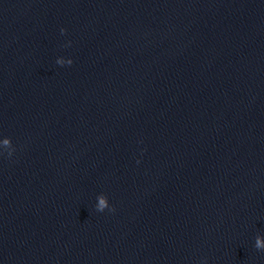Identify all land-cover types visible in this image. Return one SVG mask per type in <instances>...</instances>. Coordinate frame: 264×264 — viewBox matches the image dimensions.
I'll return each mask as SVG.
<instances>
[{
    "label": "water",
    "instance_id": "obj_1",
    "mask_svg": "<svg viewBox=\"0 0 264 264\" xmlns=\"http://www.w3.org/2000/svg\"><path fill=\"white\" fill-rule=\"evenodd\" d=\"M257 236L264 0H0V264H264Z\"/></svg>",
    "mask_w": 264,
    "mask_h": 264
},
{
    "label": "clouds",
    "instance_id": "obj_2",
    "mask_svg": "<svg viewBox=\"0 0 264 264\" xmlns=\"http://www.w3.org/2000/svg\"><path fill=\"white\" fill-rule=\"evenodd\" d=\"M61 31H65L64 29H61ZM72 62L70 61L69 64H71ZM106 206V203L104 200H101L100 202V210L102 211ZM255 247L257 249H261V250H264V239H262L260 236H257L256 237V240H255Z\"/></svg>",
    "mask_w": 264,
    "mask_h": 264
}]
</instances>
